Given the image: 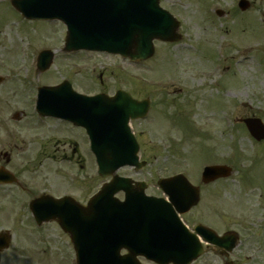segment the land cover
<instances>
[{"label": "rangeland", "instance_id": "obj_1", "mask_svg": "<svg viewBox=\"0 0 264 264\" xmlns=\"http://www.w3.org/2000/svg\"><path fill=\"white\" fill-rule=\"evenodd\" d=\"M163 1L179 16L181 42L159 44L157 57L141 69L110 57L75 56L81 72L69 68L68 75L82 88H116L137 85L136 75L142 72L145 91L158 97V116L155 123L148 119L141 125L142 158L148 166L139 178L155 185L159 177L181 171L199 183L207 165L233 167L230 178L212 186L215 201L200 220L223 232L236 231L242 245L251 248L250 264H264V140L253 139L243 122L260 118L264 123V0L244 12L238 8L240 0ZM218 9L224 16L216 14ZM64 34L60 22L28 21L10 0H0V61L24 64L28 58L19 59L22 48L31 47L29 56L41 48L58 50ZM57 55L62 68L61 61L66 65L69 60ZM214 66H221L217 75H207ZM58 67L51 72L59 79ZM95 182L98 189L97 176ZM15 209L0 203V231L12 234V245L0 254V264L74 263L68 238L56 225L37 229L26 212Z\"/></svg>", "mask_w": 264, "mask_h": 264}, {"label": "flooded vegetation", "instance_id": "obj_2", "mask_svg": "<svg viewBox=\"0 0 264 264\" xmlns=\"http://www.w3.org/2000/svg\"><path fill=\"white\" fill-rule=\"evenodd\" d=\"M0 75L3 76V82L0 83V178L10 177L14 181L0 183V203L6 202L16 208V211L22 214L26 212L28 216H32L30 205L39 199L52 202L67 199L69 207L70 205L86 207L97 193L96 160L91 138L87 128L81 125L86 121L83 119L70 121L64 118L62 111L50 112L38 108V89L47 84L41 79L47 78L48 72L40 73L36 68V60L34 67L25 73L15 69L13 63L4 64L0 69ZM102 79L103 76H100L101 82ZM136 82L137 85L133 87L100 86L98 91L94 89L95 86L86 89L74 85L73 89L83 95L94 96L102 93L109 98H113L119 90H123L134 100L142 101L146 98L145 87L142 85V72L136 75ZM143 121L138 119L130 123L138 142L144 137L141 128ZM137 175L138 173L135 172L131 176H126L133 178ZM140 181L141 178L134 179L135 190H138L137 183ZM218 183H194L200 188L201 199L196 207L183 216L190 218L187 224L191 231L197 225L203 224L213 229L219 237L227 233L218 226L214 227L200 220L211 202L215 201L216 193L212 186ZM146 191L149 195L166 199L157 187L148 186ZM118 196L121 200L125 199L124 193ZM202 209L203 214L198 213L195 216L194 213ZM236 241L238 243L236 246H227L231 248L225 249L203 238L205 252L190 264H250L254 258L248 252L251 248L242 245L240 236ZM136 249L135 246L124 247L120 253L125 255ZM139 260L143 264H155L142 257Z\"/></svg>", "mask_w": 264, "mask_h": 264}, {"label": "water", "instance_id": "obj_3", "mask_svg": "<svg viewBox=\"0 0 264 264\" xmlns=\"http://www.w3.org/2000/svg\"><path fill=\"white\" fill-rule=\"evenodd\" d=\"M13 3L29 18H57L65 22L68 26L66 50L109 51L148 58L154 54V39L179 38L176 34L179 24L160 10L158 0H14ZM240 6L245 9L248 3L243 1ZM245 122L258 140L264 139V126L259 120ZM98 160L103 176L122 165L137 164L133 155L113 157L111 165H115L113 168L108 165L110 169L103 154ZM228 173L226 167H212L205 170L204 176L206 181H211ZM8 242L6 233L0 235V251L9 246ZM76 246L79 247L78 243ZM84 250L83 247L77 250L78 264H117L116 253ZM145 255L159 262L174 260L163 252Z\"/></svg>", "mask_w": 264, "mask_h": 264}, {"label": "bare ground", "instance_id": "obj_4", "mask_svg": "<svg viewBox=\"0 0 264 264\" xmlns=\"http://www.w3.org/2000/svg\"><path fill=\"white\" fill-rule=\"evenodd\" d=\"M214 72H211V73H209V74H213Z\"/></svg>", "mask_w": 264, "mask_h": 264}]
</instances>
